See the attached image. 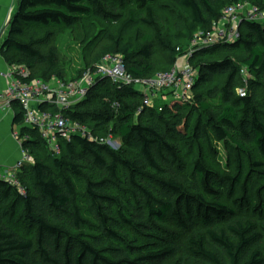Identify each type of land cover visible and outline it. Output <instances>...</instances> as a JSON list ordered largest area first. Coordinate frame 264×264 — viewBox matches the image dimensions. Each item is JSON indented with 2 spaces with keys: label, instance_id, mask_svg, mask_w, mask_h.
Wrapping results in <instances>:
<instances>
[{
  "label": "trees",
  "instance_id": "1",
  "mask_svg": "<svg viewBox=\"0 0 264 264\" xmlns=\"http://www.w3.org/2000/svg\"><path fill=\"white\" fill-rule=\"evenodd\" d=\"M159 1L20 0L1 51L10 67L29 71V81H75L109 55L121 56L133 78L150 79L170 71L195 36L206 34L227 7L249 3L264 11V0H164L185 17L172 37L175 45L168 37L160 42L171 54L167 71H153L150 43L122 37L136 23L132 17L74 79L62 76L54 47L40 50L52 38L46 31L120 23L118 9L128 2L150 17ZM143 23L156 30L153 21ZM240 34L236 43L200 50L188 60L198 77L191 91L195 105L186 116V104L157 102L148 109L133 88L118 90L100 80L63 114L84 125L96 142L78 136L61 141L55 157L36 130L22 128L21 147L33 163L14 171L16 185L0 180V264H167L179 249L158 228L166 220L182 232L205 230L189 240L183 264H264V100L257 99L255 81L264 74V22H245ZM24 35L26 43L15 40ZM220 52L240 53V64L230 57L207 61ZM242 71L250 76L247 92L239 85ZM215 99L218 112L204 116ZM22 119V109L13 104V125L18 128ZM108 136L118 149L99 144ZM212 142L230 143L233 176L210 172L200 159L189 165L183 155L182 145ZM251 147L263 162L252 159ZM83 171L98 177L86 185L85 211L73 204V179ZM247 213L258 223L245 225L242 215ZM19 215L30 224L28 232L16 221ZM220 225L235 243L217 231Z\"/></svg>",
  "mask_w": 264,
  "mask_h": 264
},
{
  "label": "built area",
  "instance_id": "2",
  "mask_svg": "<svg viewBox=\"0 0 264 264\" xmlns=\"http://www.w3.org/2000/svg\"><path fill=\"white\" fill-rule=\"evenodd\" d=\"M245 22L263 23L264 11L249 3L227 7L220 18L211 24L206 34L195 36L185 56L191 58V55L200 50L236 43L241 37L240 27ZM29 76V71L21 66L10 67L2 75L7 84L0 93V111L13 115V104H18L23 111L22 124L14 135L19 146L21 147L19 135L22 128L36 130L50 154L58 157L61 141L69 143L72 137L78 136L96 142L97 138L84 125L65 118L63 114L81 103L98 81H107L118 90L133 88L143 96L144 106L149 109L157 102L164 105L175 102L183 104L190 97L198 73L187 61L183 66L174 65L170 71L156 74L150 79H135L127 73L121 56L109 55L103 57L92 69H87L75 81H29ZM238 94L244 96V91L240 90ZM98 141L112 149L116 143L111 136ZM21 151V161L13 168L0 170V180L16 185L14 171L33 163L22 147Z\"/></svg>",
  "mask_w": 264,
  "mask_h": 264
},
{
  "label": "rangeland",
  "instance_id": "3",
  "mask_svg": "<svg viewBox=\"0 0 264 264\" xmlns=\"http://www.w3.org/2000/svg\"><path fill=\"white\" fill-rule=\"evenodd\" d=\"M152 14L149 17L148 14L144 11L140 12L136 9L133 2H128L126 5L118 9V14L122 15L121 22L113 25H105L102 23H94L91 27L88 28L84 26H78L70 30H52L46 31L44 33H51L52 38L45 47H41L43 53L49 47H54L56 50V55L58 57V69L67 79L76 78L85 66H88L92 63L95 57H99L103 49L109 45L108 37L116 36L118 34L119 26L123 21L128 20L132 17L135 24L126 28V31L123 32L122 37L124 40H132L135 43L144 45L146 42L150 43L153 47L154 55L150 61V64L153 67V71H167L171 64V54L164 50L160 42L165 43V38L171 39L172 46L175 45L172 41L174 32L177 29H180L184 23V15L171 3L167 1H159L155 6L151 8ZM143 21H153L155 24L156 30L151 26H148L143 23ZM211 28V27H210ZM43 34L37 36L42 37ZM15 40L21 43L27 42V35L25 36H16ZM187 52V51H186ZM185 52V54H186ZM185 54L179 55L176 59L175 65L183 66L188 61L189 57H186ZM191 55V57H193ZM224 57H230L238 65L240 64V53H222L216 57L206 59L207 61H216L218 59H223ZM190 59V58H189ZM154 77V76H153ZM241 79L239 81L240 89L244 91L249 90V79L250 76L247 75L245 71L241 72ZM259 87L256 90V96L259 101L264 100V74L260 79H255ZM108 84V82L106 81ZM188 97V100H185L183 104L188 105L186 111H184V116H186L192 110L191 106L193 100ZM154 103V107L157 106ZM195 105V104H193ZM219 101L217 99L210 102V112L204 116L212 117L215 116L219 110ZM195 120L193 119L192 126L194 125ZM191 126V127H192ZM119 143L113 145L114 150L118 149ZM230 143H215L212 142L211 146L206 144L199 145H182L183 155L188 156V163L192 165L195 161L200 159L207 170L212 173H215L219 176H233L235 174V165L230 156L231 149ZM251 156L257 162H263L259 157L258 153L251 147ZM231 159V161H230ZM98 177L95 173H89L83 171L81 176L77 179H73V184L75 186V197L73 199V204L81 211H85L87 206L85 204V192L86 185L88 182H96ZM210 200V199H209ZM223 204L227 207H231L232 203L223 200ZM255 202H251L248 208L253 207ZM246 209V208H245ZM243 217V218H242ZM240 215V218L244 219V224L247 223H258L256 217H252L250 213L246 215ZM22 227L25 229L24 232H28V226L22 217L19 215L16 219ZM158 228L161 231V234L171 238L173 242L177 245L179 249L178 255L172 260L167 261V264H183L184 260L188 257L190 245L189 240L192 239L197 233L204 234L205 230L197 228L192 232H182L181 230L175 228L168 220L160 224ZM201 230V231H200ZM217 231H224L225 236L229 238L230 241L235 243L233 236L226 231L225 226H217Z\"/></svg>",
  "mask_w": 264,
  "mask_h": 264
},
{
  "label": "crops",
  "instance_id": "4",
  "mask_svg": "<svg viewBox=\"0 0 264 264\" xmlns=\"http://www.w3.org/2000/svg\"><path fill=\"white\" fill-rule=\"evenodd\" d=\"M19 1L0 0V93L7 84L2 75L10 69L1 48L8 37L9 25L17 12ZM17 131L13 125V115L0 111V170L13 168L22 159L21 147L14 137Z\"/></svg>",
  "mask_w": 264,
  "mask_h": 264
}]
</instances>
